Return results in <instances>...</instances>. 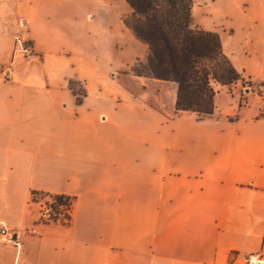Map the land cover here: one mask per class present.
Instances as JSON below:
<instances>
[{
  "label": "crops",
  "instance_id": "1",
  "mask_svg": "<svg viewBox=\"0 0 264 264\" xmlns=\"http://www.w3.org/2000/svg\"><path fill=\"white\" fill-rule=\"evenodd\" d=\"M124 0H0V264H244L264 253V0H193L238 80L208 115L145 71ZM16 39L30 53H14ZM243 85V86H242ZM70 200L40 222L39 195ZM36 235H30V229Z\"/></svg>",
  "mask_w": 264,
  "mask_h": 264
},
{
  "label": "trees",
  "instance_id": "2",
  "mask_svg": "<svg viewBox=\"0 0 264 264\" xmlns=\"http://www.w3.org/2000/svg\"><path fill=\"white\" fill-rule=\"evenodd\" d=\"M131 13L125 25L148 47L145 71L176 84L175 111L208 115L213 110L211 83L238 79L214 33L191 26L193 0H124ZM43 195L32 193V198ZM48 196V195H44ZM54 209L69 198L51 195Z\"/></svg>",
  "mask_w": 264,
  "mask_h": 264
},
{
  "label": "built area",
  "instance_id": "3",
  "mask_svg": "<svg viewBox=\"0 0 264 264\" xmlns=\"http://www.w3.org/2000/svg\"><path fill=\"white\" fill-rule=\"evenodd\" d=\"M14 53H22L24 55H27L28 53H30V50L28 45H26L24 41L16 39V49L14 50ZM1 71L2 68L0 66V72ZM242 90L251 91L254 94L260 93L259 96L261 97L262 101V110L260 116L264 119V82L255 86L245 85ZM54 205L55 201L53 197L49 195L45 199V202L41 204V213L39 219L40 222L62 221L67 223L70 217V200L68 202V207L59 205L55 210ZM29 234L36 235V229H30ZM0 245H11L17 249L20 247V243L18 242V240L13 237V232L10 231L4 224H0ZM244 264H264V253H254L247 255L244 259Z\"/></svg>",
  "mask_w": 264,
  "mask_h": 264
},
{
  "label": "rangeland",
  "instance_id": "4",
  "mask_svg": "<svg viewBox=\"0 0 264 264\" xmlns=\"http://www.w3.org/2000/svg\"><path fill=\"white\" fill-rule=\"evenodd\" d=\"M237 80H238V79L232 81L231 83L225 84V85H231V84H234V82H236ZM217 84H219V83H211V87H212V86H216ZM242 86H243V85H242ZM244 86H245V85H244ZM244 86H243V87H244ZM243 87H241V88H243ZM48 196H49V195H48ZM48 196H47V197H48ZM38 197H39V196H38ZM45 197H46V196H45ZM45 197H44V195H41V196L38 198V200H40V201L43 203V202H45V199L47 198V197H46V198H45Z\"/></svg>",
  "mask_w": 264,
  "mask_h": 264
}]
</instances>
